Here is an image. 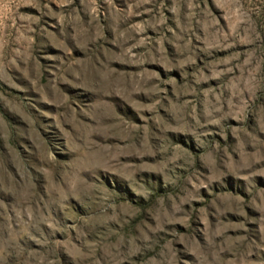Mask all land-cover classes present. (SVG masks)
Listing matches in <instances>:
<instances>
[{
	"label": "rangeland",
	"instance_id": "374dc122",
	"mask_svg": "<svg viewBox=\"0 0 264 264\" xmlns=\"http://www.w3.org/2000/svg\"><path fill=\"white\" fill-rule=\"evenodd\" d=\"M0 264H264V0H0Z\"/></svg>",
	"mask_w": 264,
	"mask_h": 264
}]
</instances>
